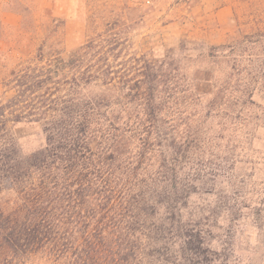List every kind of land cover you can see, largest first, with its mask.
Listing matches in <instances>:
<instances>
[{
	"label": "trees",
	"instance_id": "trees-1",
	"mask_svg": "<svg viewBox=\"0 0 264 264\" xmlns=\"http://www.w3.org/2000/svg\"><path fill=\"white\" fill-rule=\"evenodd\" d=\"M0 3L27 18L24 0ZM258 34L261 41L200 55L229 58L237 76L242 51L261 42L264 54ZM120 38L101 33L65 56L59 41L48 61L0 54V84L13 91L0 98V264L36 257L46 264H226L235 253L241 264L239 236L213 243L212 230L222 226L191 199L206 183L201 171L214 142L206 120L230 105H254L259 72L230 90L224 73L216 91H206L196 85H210L212 70L190 82L172 53L121 55ZM22 121L39 123L44 135L29 153L13 133ZM256 188L254 205L236 218L257 231L262 256L264 182ZM235 215L228 209L224 220Z\"/></svg>",
	"mask_w": 264,
	"mask_h": 264
},
{
	"label": "rangeland",
	"instance_id": "rangeland-1",
	"mask_svg": "<svg viewBox=\"0 0 264 264\" xmlns=\"http://www.w3.org/2000/svg\"><path fill=\"white\" fill-rule=\"evenodd\" d=\"M24 2L28 6L27 18L24 13L11 9L10 5L0 3V54L7 57L48 61L51 48L59 41L65 56L98 34L115 33L123 42L121 55L138 56L149 52L162 56L170 52L184 67L190 82L193 77H207V69L212 70L210 85H196L206 91L215 92L224 73L230 75L223 78L226 90H230L246 81L251 70L259 72V78L254 82V105H230L223 113L213 111L206 120L207 132L214 142L201 171L206 183L203 187L197 185L191 201L196 210L202 208L212 224L222 226L212 230L213 243L220 235L223 239L230 236V240L238 235L236 248L246 249L241 255L244 260L241 264H264V255L260 256L256 247L257 231L248 225L249 222L240 227L243 220L236 218L244 213L247 206L254 205L257 200L255 189L264 182V75L260 77L264 54L260 51L261 42L255 44L258 45L256 50L241 52L244 71L237 76L231 73L229 58L217 62L213 61L214 58L204 60L200 55L210 46L230 44L236 40L247 44L257 39L261 41L258 33L264 32V0ZM252 74L253 71L249 75ZM238 77L242 78L239 82L236 80ZM12 93V89L0 84V98ZM13 133L24 153L44 144L39 123L18 122L13 126ZM228 209L237 211L230 221L224 220ZM236 255H228L226 264H237ZM29 264L46 262L36 257Z\"/></svg>",
	"mask_w": 264,
	"mask_h": 264
}]
</instances>
